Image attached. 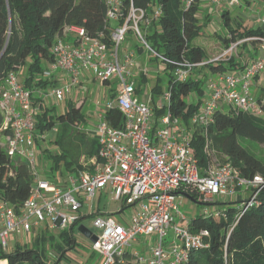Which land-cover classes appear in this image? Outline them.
Returning a JSON list of instances; mask_svg holds the SVG:
<instances>
[{
	"label": "built area",
	"instance_id": "1",
	"mask_svg": "<svg viewBox=\"0 0 264 264\" xmlns=\"http://www.w3.org/2000/svg\"><path fill=\"white\" fill-rule=\"evenodd\" d=\"M102 1L107 8V23L117 21L124 14V24L112 32V49H108L101 40L92 39L84 29L71 27L70 30L76 34L75 42L58 40L52 48L54 62L43 74V77L51 78L54 73L61 72L69 79V85L52 89L48 94L38 92L42 102L49 95L63 100L87 74L102 85L117 82L115 90L108 92L107 100L98 105V122L95 125L88 122L84 129L99 145L97 156L86 163V170L69 175L63 183L41 178L37 169L38 135L35 130L38 107L34 104L33 95L22 86L15 73L9 74L0 86L3 129L9 131L5 141L7 155L24 160L33 175L30 195L20 208L15 209L0 201V247L5 249L12 235L36 234L44 228V224L51 232L68 229L78 222L83 204L87 203L92 212L96 194L106 190L114 201L126 207H136L137 212L126 226L117 224L111 218H93L92 225L100 230V234L91 249L103 258V264H114L115 258L124 256L132 243L141 237L152 236L156 239L150 248L149 258L144 260L135 254L133 257L137 263L185 264L189 251L205 247L203 235L206 234L189 231L179 203L185 192H195L203 202L212 204L217 199L235 198L238 189L244 188L251 193L243 204L245 211L264 190L263 177L256 175L252 179H243L230 163L200 168L190 150L195 130L213 123L217 110L227 107L261 114L249 87L254 77L264 70V60H253L239 72L209 78L207 98L188 125L169 112L168 92L163 96L167 106L160 108L156 104L159 110L166 112L155 119L150 105L139 101L136 96V82L131 72L135 66L133 54L121 57L119 48L126 33L132 31L147 54L163 60L149 47L140 29V24L151 25L159 12L147 17L144 10L136 8L129 0L128 9L123 13V0ZM193 1L189 0L187 6ZM223 1L211 0L215 5ZM235 4L238 0L228 2L229 6ZM252 39L232 41L210 62L233 57L239 47ZM258 47L264 51V38L260 39ZM182 66L191 67L189 64ZM187 73L179 69L174 76L179 80L186 78ZM114 111L123 119L120 129L110 126L106 120V115ZM169 230H172L174 240L165 243Z\"/></svg>",
	"mask_w": 264,
	"mask_h": 264
},
{
	"label": "trees",
	"instance_id": "2",
	"mask_svg": "<svg viewBox=\"0 0 264 264\" xmlns=\"http://www.w3.org/2000/svg\"><path fill=\"white\" fill-rule=\"evenodd\" d=\"M188 1L132 0L133 5L144 10L147 17L159 12L149 32L144 33V38L149 47L163 58L153 59L170 71L169 112L186 125L205 101L203 85L209 77L234 71L239 65L234 56L219 62L207 61L204 49L194 46V41L201 34L197 17L200 0H194L187 6ZM129 3V0H123V13ZM106 12L102 0H0V86L9 74L25 70L21 84L32 93L34 104L38 107L36 132L43 134L56 123L59 125L54 140L55 152L42 149L36 140L39 159L43 163L49 161V170L52 171L63 166L67 176L87 169L86 163L97 156L98 142L84 131L88 121L82 112L83 103L76 106L69 102L66 112L56 115L43 105L38 92L56 85L55 81L43 77V74L54 62V44L65 36L69 28L84 29L92 39H99L108 49H112V32L124 24V14L117 21L107 23ZM222 22L228 30V34L222 38L225 49L237 39L253 38L250 42L252 45L264 38L261 28L241 31L239 27H231L229 12H222ZM183 64L191 67H184ZM179 69L188 72L186 78H175L174 74ZM146 81L144 76L141 77L140 83ZM255 99L263 114L264 88ZM161 114L162 111H156V115ZM261 114L235 109L217 110L213 123L206 128L196 129L192 135L190 150L198 166L205 169L219 161L230 163L243 179H252L256 175L264 178V161L239 143L241 138L264 145V116ZM106 120L114 128L123 126V119L116 111L109 112ZM8 134L9 131L3 129L0 111V137L4 140L0 141V201L18 209L30 195L33 175L24 160L7 155L5 141ZM44 172H48L46 166ZM250 194L248 192L244 200L227 202L223 209L217 208L219 203L203 202L214 208L190 220L188 228L192 234L206 233L203 235L205 247L189 251L185 264H264V190L243 211V204ZM185 197L191 200L201 198L195 192H185ZM97 216L99 213L91 214L92 218ZM84 218H79L76 224L59 231L56 236L48 233L49 230L44 227L36 232L30 242L17 244L10 251L7 247H0V264H58L66 252L76 245L73 231ZM114 264L137 263L125 254L116 257Z\"/></svg>",
	"mask_w": 264,
	"mask_h": 264
},
{
	"label": "rangeland",
	"instance_id": "3",
	"mask_svg": "<svg viewBox=\"0 0 264 264\" xmlns=\"http://www.w3.org/2000/svg\"><path fill=\"white\" fill-rule=\"evenodd\" d=\"M252 10L256 13V16L260 17L259 22L257 24L255 23H248L246 27L242 28V30L249 28L254 29L261 28L264 31V23L262 22V19L264 18V10L262 7H259L256 3H252ZM231 12V27L236 28L240 25V20H238L237 17L238 9L233 6L229 8ZM197 17L199 18V24L201 25V32L202 36H199L194 41V46L201 47L204 49L206 55H207V61H210V59H213L211 57L216 55H219L222 53L220 49L215 47V44H220L221 40L225 33L226 29L223 25L222 18L219 17V15H212L210 16L209 20H203L204 13L201 9L197 12ZM140 29L143 33H145V25L140 24ZM249 44L250 43H246ZM141 47L135 32L129 31L126 33L125 40L121 43L119 48V54L122 57L123 55L129 53V51H132L136 49V47ZM251 46L256 47L257 51L252 52V59L258 60L262 59L264 60V51L260 50L258 47V44H252ZM254 49V50H255ZM225 50V49H224ZM223 50V51H224ZM240 47L237 49V54L233 55L234 58L238 59V52H240ZM214 57V58H215ZM134 63L136 68L138 69V65L142 66V69L147 72V81L142 84L140 81H138L137 76H132L133 79L136 82V89L139 91L137 92V97L140 101H144L145 92L151 96L152 95V102L154 104H157L160 108L162 106H167V103L164 102L163 96L168 92V86L170 85L169 82V76L170 73L169 70L164 69V65L161 62H158V65L160 67L161 73L160 75L155 72L156 69V61H149L147 64H144L143 61H139L138 57L134 58ZM137 64V65H136ZM61 73V72H60ZM19 81L22 83L25 77V70H21L17 74ZM62 77H66L64 74ZM211 78V77H209ZM257 78V79H256ZM256 79V80H255ZM117 82L114 81L113 84H104L99 80H96L91 76L90 74H87L84 81L80 83V85L72 89L71 93L66 96L63 100H57L54 96L49 95L45 101L43 102V105L49 109L52 110L53 114L60 115L66 112L68 109L69 102L73 103L74 105L78 106L81 103H83L82 112L84 113L85 117L87 118V121L89 122V125H95L98 122L97 113L98 105L103 104L105 100H107L109 94L108 92L110 90H115ZM67 85H69V79L66 77L64 80L59 79L57 84L47 87L44 92L49 93L52 89L55 88H64ZM157 86H159L157 88ZM203 88L205 90V97L208 95V84L207 82L204 83ZM264 88V70L254 77V79L251 81L250 84V93L254 97H256L259 93V91ZM36 102V101H35ZM229 110V108L227 109ZM165 111H162V114L165 113ZM261 116H264V113L261 114ZM59 125L56 123L52 129L44 132L43 134H40L37 132L38 135V141L42 149H46L49 152H55L56 151V145H55V137L58 133ZM0 141H4L0 137ZM239 143L242 145V147L248 148L251 152H253L257 158L264 161V145H257L256 143L239 139ZM36 152L39 156L40 151L38 149V146H36ZM216 164H224L221 162H215ZM50 162L45 161L43 163L42 160L38 159L37 162V169L39 170V175L43 179H53L56 183H63L67 179V175L64 172V167L60 166L57 169L49 170L50 168ZM44 166L48 168V172H44ZM50 177V178H48ZM244 193L243 197H239L240 194ZM247 196V192L244 188L238 189V194L236 198H242V200L245 199ZM240 200V199H239ZM227 202H235V198L230 199H217L215 203H219L217 208H225ZM180 203V211L185 215L187 221L189 222L194 217L201 216L205 211H210L214 208V206H207L204 205L203 200L200 197H197L196 200H191L190 198H187L185 196L181 197L179 199ZM94 209L99 210V213H101L102 217L111 218L114 220L117 224L125 226L128 221L131 219L132 216H134L137 212L136 207H126L121 202L114 201L112 199V196L108 195L107 191L104 190L102 192H99L96 194L94 202ZM125 207V208H124ZM82 212L85 215V218L82 220L80 225L87 228L89 231L92 232L93 235L98 236L100 234V230L96 229L92 225L93 218L91 217V211L88 209V204H83ZM122 208L124 210L121 212ZM185 225V224H182ZM44 227L47 228V224H44ZM77 227H75L73 231V236L76 241V245L69 251L66 252V255L61 259V261L58 264H83L86 259H89V264H103V258L100 257L97 253H94L91 249L92 242H90L87 238H85L83 235H81ZM36 232V231H34ZM48 233L57 235V231L51 232L48 231ZM35 234H28L27 236L22 235H12L7 240V250L10 251L13 249L15 245H20L24 243V239L26 242H30L31 239L34 237ZM142 238V237H141ZM165 242H171L174 240V234L172 230L168 231L167 236L164 238ZM46 250L50 251L48 247H46ZM128 250L129 254H133V252H140V258L141 259H147L149 256V253L146 252L145 247L141 246L140 243L134 242L131 245V248L126 249ZM136 260V259H135ZM51 262H53V259H50ZM139 264H142L140 262Z\"/></svg>",
	"mask_w": 264,
	"mask_h": 264
},
{
	"label": "crops",
	"instance_id": "4",
	"mask_svg": "<svg viewBox=\"0 0 264 264\" xmlns=\"http://www.w3.org/2000/svg\"><path fill=\"white\" fill-rule=\"evenodd\" d=\"M228 2H229V0H224L220 5H215L214 3L211 2V0H200V2H199V9H201L203 11L204 17H205V18H203V20H209L210 16H212L214 14L215 15H219V17L222 18V12L223 11L229 12L230 13V19H231V12H230L229 8L235 6L238 9L237 14H238L239 17H237V18L241 22L240 25H238L240 29L246 27V25L249 22L250 23H255V24H257V22H259L260 17L256 16V13L253 12L251 6H252V3H256L259 7H262L263 10H264V0H238V4H235L233 6H229L228 5ZM145 27H146V29H145V34H146L147 32H149L150 25H148V26L145 25ZM236 28H238V27H236ZM254 28L255 27H253V29ZM227 34H228V30L226 29V33H225L224 36H226ZM200 36H202V32H201ZM61 40L64 41V42H67V43H74L75 40H76V34L74 33L73 30H70V28H69L67 30L65 36H63V38ZM220 40H221L220 44H215V47H217L218 49H220V51H223L225 48H224L222 39H220ZM255 48L256 47H253V46H251L249 44L242 45L240 47V49H241L240 52H238L239 53L238 54L239 55L238 56V59L237 58L235 59V61L239 64L236 67L237 69H235L234 71H228L226 73H223L222 75L241 71L251 61H253V59H252V52L257 51V49H258V48L257 49H255ZM129 53H132L134 58L138 57V60L139 61H143L144 64H147L149 61H153L154 60L153 59L154 57H152L149 54H147V52H145L139 46H137L136 49H134L132 51H129ZM219 55H216V56H219ZM214 57L215 56H213L211 58H214ZM131 72H132L133 77L134 76H137L138 81H140L141 80V77H143V76L147 79V72L142 69V66L141 65H138V69L136 68V66H134L131 69ZM155 72H157L159 75L161 73V70H160V67H159L157 61H156V69H155ZM62 75H63L62 73L56 72V73H54L51 76L50 79H51V81H55L56 84H57V82H58L59 79H63L64 80L66 78V77H62ZM218 75H220V74L214 75L211 78H214L215 79ZM82 81H84V79ZM82 81H81V83H82ZM144 94H145V96H144L145 99H144V101H141V102H144V103H147V104L150 105V107L153 110L154 116L156 117L155 119L160 118L162 116V114L161 115H156V111H162V110H159L157 108L156 104H154L152 102V100H151L152 99V95L149 96L146 92ZM136 96H137V92H136ZM206 98H207V95H206L205 99ZM254 98H256V97H254ZM223 109L224 110H227L228 108L227 107H224ZM247 194H248V192H247ZM243 196H244V193L243 194L241 193L239 195V197H243ZM236 197H235V201H238L239 199L242 200V198H236ZM92 213H99V210L94 209V205H93V210H92L91 214ZM78 215H79V218L85 217V215L82 212V210H80V212H79ZM99 216L102 217L101 213H99ZM155 239H156V236H152L151 238H144V237H142V238H139L136 242L140 243L141 246L145 247L146 252L149 253V256H150V248L154 244ZM25 242L26 241L24 239V243ZM165 243H167V242H165ZM125 252H126V254L129 255V257H131L133 259L134 263H137L135 261V259H134L133 256L135 254H138L140 256V254H139L140 252H133V254H129L128 250H126ZM149 256H148V258H149ZM147 259H144V260H147ZM83 264H89V259L88 260L86 259V261ZM137 264H139V263H137ZM142 264H144V263H142Z\"/></svg>",
	"mask_w": 264,
	"mask_h": 264
},
{
	"label": "water",
	"instance_id": "5",
	"mask_svg": "<svg viewBox=\"0 0 264 264\" xmlns=\"http://www.w3.org/2000/svg\"><path fill=\"white\" fill-rule=\"evenodd\" d=\"M78 232L83 235L85 238H87L90 242H95L97 240V236L93 235L91 231H89L84 226L80 225L77 228Z\"/></svg>",
	"mask_w": 264,
	"mask_h": 264
}]
</instances>
